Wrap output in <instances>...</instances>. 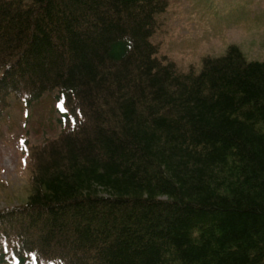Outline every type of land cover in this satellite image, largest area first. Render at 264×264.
<instances>
[{
    "label": "trees",
    "instance_id": "1",
    "mask_svg": "<svg viewBox=\"0 0 264 264\" xmlns=\"http://www.w3.org/2000/svg\"><path fill=\"white\" fill-rule=\"evenodd\" d=\"M168 0H0V109L59 92L0 229L47 264H264V60L187 73L153 38ZM26 97V98H24ZM29 97V98H27Z\"/></svg>",
    "mask_w": 264,
    "mask_h": 264
},
{
    "label": "rangeland",
    "instance_id": "2",
    "mask_svg": "<svg viewBox=\"0 0 264 264\" xmlns=\"http://www.w3.org/2000/svg\"><path fill=\"white\" fill-rule=\"evenodd\" d=\"M153 42L182 70L199 67L207 55L238 44L248 59L264 58V0H168ZM51 99L31 107L27 119L19 104L0 121V210L19 207L29 192V171L20 167L18 145L28 132L33 147L58 136ZM4 184V185H2Z\"/></svg>",
    "mask_w": 264,
    "mask_h": 264
}]
</instances>
